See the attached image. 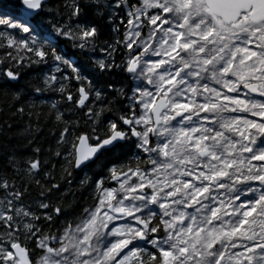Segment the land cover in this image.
<instances>
[{
  "label": "snow or ice",
  "instance_id": "obj_1",
  "mask_svg": "<svg viewBox=\"0 0 264 264\" xmlns=\"http://www.w3.org/2000/svg\"><path fill=\"white\" fill-rule=\"evenodd\" d=\"M0 51V264H264V0H0Z\"/></svg>",
  "mask_w": 264,
  "mask_h": 264
},
{
  "label": "trees",
  "instance_id": "obj_2",
  "mask_svg": "<svg viewBox=\"0 0 264 264\" xmlns=\"http://www.w3.org/2000/svg\"><path fill=\"white\" fill-rule=\"evenodd\" d=\"M3 2H7V0H3ZM59 0H51L52 4L58 3ZM110 30L105 27V33L106 35L102 37V39H108L107 33ZM60 47L63 49L65 53H67L69 56L72 57V59L77 60L79 64L84 68L85 73L90 72V67L88 64V58L83 56L78 49H74L72 47V44L70 41H64L61 38ZM3 57V52L0 51V58ZM117 62H119V57H117ZM0 71H3V69H0ZM21 78L18 82H13V84L10 86L15 90H23V91H30L34 87H38L41 85L45 73L48 72V68L43 66H37L32 65L31 67L25 66L21 70ZM2 78V77H0ZM105 81L112 80L117 83V87H119V82L124 80V76L120 74L119 72L112 73L110 75H105L103 77ZM126 82V81H125ZM31 100L36 104V111L37 112H44L47 113L49 111V107L52 103H57L58 105H63V101L59 95L58 92H51V91H45L41 95H33L31 97ZM0 107H2V102H0ZM61 110H66V107H61ZM5 112H7V109H5ZM5 117L0 116V120H3ZM10 123H14L19 125V127L16 129L17 131L22 132L23 129L27 126L28 121L27 119H17L16 121H9ZM36 125L33 124V128H35ZM40 130L39 132H34L33 135L35 136V139L37 141V144L39 146H42V148L45 150V153L50 145H54V141L51 136V129L52 124L47 122L46 120L42 119L40 122ZM43 158V157H42ZM3 163V158L0 157V164ZM91 173H89L90 175ZM84 173L83 172H77L74 173V176L76 179L73 182V188H78V180L83 178ZM87 194L85 193V196ZM69 199H72L69 197ZM77 201L80 203H83V201L80 199L79 194H77L76 197Z\"/></svg>",
  "mask_w": 264,
  "mask_h": 264
}]
</instances>
